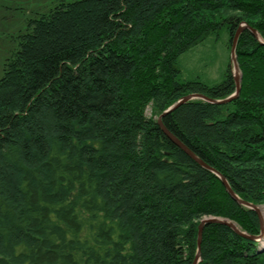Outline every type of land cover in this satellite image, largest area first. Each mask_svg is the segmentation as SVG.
<instances>
[{
  "label": "trees",
  "instance_id": "obj_1",
  "mask_svg": "<svg viewBox=\"0 0 264 264\" xmlns=\"http://www.w3.org/2000/svg\"><path fill=\"white\" fill-rule=\"evenodd\" d=\"M239 96L192 99L163 127L264 203V0H73L29 22L0 78V264H192L215 217L249 237L258 216L177 147L157 118L190 94L223 100L179 57L234 34ZM149 110L150 116L146 115ZM198 264H264V246L206 224Z\"/></svg>",
  "mask_w": 264,
  "mask_h": 264
},
{
  "label": "rangeland",
  "instance_id": "obj_2",
  "mask_svg": "<svg viewBox=\"0 0 264 264\" xmlns=\"http://www.w3.org/2000/svg\"><path fill=\"white\" fill-rule=\"evenodd\" d=\"M70 1L73 0H0V78L8 59L18 48V37L30 28L29 22L58 4ZM230 51L231 43L226 33H221L219 39L210 36L179 57V70L183 79L199 80L209 86L219 84L227 68L234 74ZM146 115L150 116L149 110ZM255 206L264 208V203ZM210 218L215 217L202 220Z\"/></svg>",
  "mask_w": 264,
  "mask_h": 264
},
{
  "label": "water",
  "instance_id": "obj_3",
  "mask_svg": "<svg viewBox=\"0 0 264 264\" xmlns=\"http://www.w3.org/2000/svg\"><path fill=\"white\" fill-rule=\"evenodd\" d=\"M244 30H249L250 33L256 37L257 39H259L258 34L256 33V31L250 27H248L245 24H242L238 27L236 33L233 36L232 39V43H231V51H230V58L233 64V70H234V74H232L233 80H234V85H235V90L234 93L232 95H230L229 97L223 99V100H214V99H209L203 95L200 94H190L187 95L185 97H183L182 99H180L179 101H177L175 104H173L170 108H168L166 111H164L157 119V123L160 127V129L163 131V133L177 146L179 147L182 151H184L188 156H190V158H192L196 163H198L201 167H203L204 169L210 171L211 173H213L214 175H216V177H218V179L221 181L222 185L224 186L226 192L230 195V197L232 199H234L239 205L246 207L250 210H253L256 215L258 216L259 219V223H260V233L258 236L256 237H249L246 236L244 233L240 232V230L237 228V226L229 221V220H225V219H220V218H210V219H205L202 220L199 223L198 226V234H197V253L194 257V260L192 262V264H198L199 260H200V243H201V237H202V231L203 228L206 224L212 223V224H223L228 226L231 230H233L236 234L241 235L243 237H248L252 240L258 241L259 243H261L264 246V229H263V223H262V217L259 211V208L255 205L246 203L242 200H240L230 189L228 183L226 182L225 178L222 177L221 175H219L215 170H213L212 168H210L209 166H207L204 162H202L199 158H197L189 149L186 148V146L184 144H182L176 137H174L170 132H168L162 125L161 122V118L168 114L169 112L175 110L178 106L185 104L186 102L192 100V99H201L203 101L206 102H210L213 104H225L228 103L230 101H232L233 99L237 98L239 96L240 93V82H241V74L239 71V67L236 61V54H235V48H236V44H237V40L239 35L241 34L242 31ZM264 44V43H263Z\"/></svg>",
  "mask_w": 264,
  "mask_h": 264
},
{
  "label": "bare ground",
  "instance_id": "obj_4",
  "mask_svg": "<svg viewBox=\"0 0 264 264\" xmlns=\"http://www.w3.org/2000/svg\"><path fill=\"white\" fill-rule=\"evenodd\" d=\"M259 211H260V214H261V217H262L263 229H264V208H260Z\"/></svg>",
  "mask_w": 264,
  "mask_h": 264
}]
</instances>
